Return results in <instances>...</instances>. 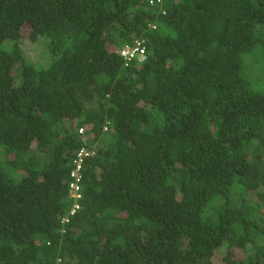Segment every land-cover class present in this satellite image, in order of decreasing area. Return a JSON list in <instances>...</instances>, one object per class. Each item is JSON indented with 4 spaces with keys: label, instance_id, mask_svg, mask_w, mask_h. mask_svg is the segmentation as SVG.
I'll return each mask as SVG.
<instances>
[{
    "label": "trees",
    "instance_id": "16d2710c",
    "mask_svg": "<svg viewBox=\"0 0 264 264\" xmlns=\"http://www.w3.org/2000/svg\"><path fill=\"white\" fill-rule=\"evenodd\" d=\"M0 264H264V0H0Z\"/></svg>",
    "mask_w": 264,
    "mask_h": 264
},
{
    "label": "built area",
    "instance_id": "2783aa9c",
    "mask_svg": "<svg viewBox=\"0 0 264 264\" xmlns=\"http://www.w3.org/2000/svg\"><path fill=\"white\" fill-rule=\"evenodd\" d=\"M118 53L126 61L132 60L133 58H137L139 60L144 59L143 49L138 47V43H136V45H134V46L126 45L121 50H119ZM79 131L81 132L82 128H79ZM85 154H86V151L84 150V148H81L72 161L74 164V168L71 170L70 175L74 179L71 181V187H75L76 185H74V184H77L78 180L81 177V172H80L81 160H82V157L85 156ZM77 207H78V205L75 204L74 208H77Z\"/></svg>",
    "mask_w": 264,
    "mask_h": 264
},
{
    "label": "clouds",
    "instance_id": "9594fccd",
    "mask_svg": "<svg viewBox=\"0 0 264 264\" xmlns=\"http://www.w3.org/2000/svg\"><path fill=\"white\" fill-rule=\"evenodd\" d=\"M77 133L82 135V139L85 142V144L83 145L82 148H84V150L86 151V154H85V156L82 157V160H86L87 158L92 157L93 155H95L96 147L94 145L88 144V140L85 141L86 138L83 137V130L80 132L79 128H77ZM86 156H89V157H86ZM82 160H81V163H82ZM72 161L73 160H71V162ZM74 185H76V186L75 187H71V182L68 184V188H69L68 197L71 198V200H72V205H71L70 209L68 210L70 214H72L76 209H78L79 206L77 208H74V205L75 204H77V205L79 204V200H80L81 194H82L81 193L80 184L77 182V184H74ZM63 220H67V215L63 217Z\"/></svg>",
    "mask_w": 264,
    "mask_h": 264
},
{
    "label": "bare ground",
    "instance_id": "6f19581e",
    "mask_svg": "<svg viewBox=\"0 0 264 264\" xmlns=\"http://www.w3.org/2000/svg\"><path fill=\"white\" fill-rule=\"evenodd\" d=\"M123 47H124V46H123ZM123 47H122V48H123ZM122 48H120L119 50H121Z\"/></svg>",
    "mask_w": 264,
    "mask_h": 264
}]
</instances>
